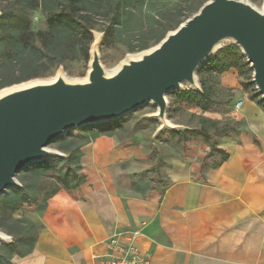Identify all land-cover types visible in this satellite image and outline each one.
<instances>
[{
  "label": "crops",
  "instance_id": "obj_1",
  "mask_svg": "<svg viewBox=\"0 0 264 264\" xmlns=\"http://www.w3.org/2000/svg\"><path fill=\"white\" fill-rule=\"evenodd\" d=\"M262 113H245L254 129L222 144L224 161L201 173L197 161L169 160L166 182L150 188L114 180L112 164L137 151L97 137L82 155L86 180L48 200L33 250L11 264H99L129 241L145 264H264Z\"/></svg>",
  "mask_w": 264,
  "mask_h": 264
},
{
  "label": "water",
  "instance_id": "obj_2",
  "mask_svg": "<svg viewBox=\"0 0 264 264\" xmlns=\"http://www.w3.org/2000/svg\"><path fill=\"white\" fill-rule=\"evenodd\" d=\"M101 34L93 32L84 76L62 67L49 77H34L0 88V195L20 187L17 174L30 164L63 157L50 146L68 129L121 118L153 104L146 114L158 121L154 134L182 126L168 118L167 94L185 86L201 90L200 67L225 44H236L251 67V80L264 101V0H204L189 17L148 48L125 54L105 67ZM12 235L0 230V245Z\"/></svg>",
  "mask_w": 264,
  "mask_h": 264
},
{
  "label": "rangeland",
  "instance_id": "obj_3",
  "mask_svg": "<svg viewBox=\"0 0 264 264\" xmlns=\"http://www.w3.org/2000/svg\"><path fill=\"white\" fill-rule=\"evenodd\" d=\"M8 1L0 0V15ZM176 1L178 3L175 4ZM176 1L163 2L165 7L162 12L164 14L159 18V21L156 19L154 31L136 30L137 20L140 17V13L136 10L133 12L136 11L137 15L128 19L127 30L119 34L115 31L108 32L104 28L105 18L95 16L87 24L91 32L90 39L86 42L87 53L79 54L77 57H65L63 61L51 64L46 74L39 77L47 78L54 75L58 67H62L70 77L84 76L93 32L101 34L99 54L102 63L105 67H113L125 57V54L137 51L132 48L140 39L150 41V46L157 43L159 37H163L166 32L167 28L163 25L165 20H170L172 26L170 29L175 28L178 20L182 21L189 17L204 2V0ZM252 1L256 5H260L262 2V0ZM26 16L27 31L31 33L34 43L41 46L39 33L47 31V12L38 6L27 11ZM3 39L4 36L0 33V45ZM221 63L231 66L220 72L217 67ZM231 71L235 75L233 83L227 84L223 78L227 72ZM251 72L252 69L238 46L225 44L197 72L200 86L205 87L211 96L208 110H203L196 104L193 106L185 104L178 97V91L167 94L168 118L171 122L182 126L179 130L166 129L155 135L158 121L145 116L154 111L155 106L146 104L116 120L68 129L52 141L50 146L61 151L63 157H66L71 149L75 154L79 150L80 159L76 160L74 156L70 165L78 176H83V182L86 180L82 164L84 148L101 136L105 137L112 149L125 146L132 147L137 151L132 158L119 160L112 164V170L116 172L114 180L121 185L137 183L139 179H142L141 184L146 188L152 187L154 182L162 185L163 182H166L162 167L167 165L169 160L191 161L192 163L197 161L202 173L210 165L221 161L223 153L220 150H223L224 142L229 139L236 140L241 131H253L254 128L247 124L245 113L249 116L250 122L258 110L264 114V101L257 93L251 80ZM15 74H18V71ZM2 81L3 77L0 76V82ZM250 81L252 82L251 86L248 85ZM237 99L243 101L239 109L234 107ZM234 112H237V118L233 116ZM94 134L97 136L94 137ZM39 163L30 164L17 174L21 183L20 187H10L0 195V219L6 223V226L0 227V230L10 236H13V233L17 231H27L28 238L37 237L41 227L40 213L48 204V200L58 192L75 188L76 178L69 170L66 172L67 161L55 160L50 170L37 174ZM21 188L26 189L23 195L26 200L18 203L12 202L13 194ZM0 251L4 254L6 248L0 245Z\"/></svg>",
  "mask_w": 264,
  "mask_h": 264
},
{
  "label": "trees",
  "instance_id": "obj_4",
  "mask_svg": "<svg viewBox=\"0 0 264 264\" xmlns=\"http://www.w3.org/2000/svg\"><path fill=\"white\" fill-rule=\"evenodd\" d=\"M164 1L173 0H9L0 15V33L4 36L0 45V76L3 77L0 87L43 76L51 64L61 62L68 56L77 57L79 54H86V42L91 36L87 24L95 16L105 18L104 28L108 32L115 31L119 34L127 30L128 19L136 16L137 11L140 17L137 20L136 30L154 31L156 19L159 21L164 14L162 12L165 7ZM179 1L185 2L186 0ZM38 6L45 10L48 16L47 31L39 33L41 46L34 43L31 33L27 31V11ZM133 10L136 11L133 12ZM179 22L181 20H178L177 24ZM163 25L167 28L165 31L172 27L168 19ZM161 38L162 36L159 40ZM149 42L140 39L132 50L148 48ZM230 66L221 63L217 69L221 72ZM16 71L18 74H15ZM251 84L250 81L248 85L251 86ZM175 92L177 91L172 93ZM177 95L187 105L196 104L201 109L208 110L211 96L203 86L201 90L180 89ZM96 136L94 134V137ZM220 151L223 153L221 161H224L229 154L223 150ZM80 155L79 150L75 154L71 149L66 157L53 156L39 161L36 172L37 174L47 172L52 168L55 160L67 161L66 172L69 170L73 174L76 178L75 187L79 186L84 178L78 176L75 169L71 167L70 161L74 156L76 160H79ZM25 190V188L17 189L11 198L12 202L18 203L26 200L25 197L23 198ZM2 226L5 227L6 223L0 219V227ZM27 233V231L14 232L10 243L1 244L6 248V253L2 254L0 251V264H11L10 261L14 255L24 257L33 250L37 237L28 238Z\"/></svg>",
  "mask_w": 264,
  "mask_h": 264
},
{
  "label": "built area",
  "instance_id": "obj_5",
  "mask_svg": "<svg viewBox=\"0 0 264 264\" xmlns=\"http://www.w3.org/2000/svg\"><path fill=\"white\" fill-rule=\"evenodd\" d=\"M242 100L239 99L235 103V108L237 109L241 104ZM112 244H115V241H111ZM115 250L117 254H111L107 257V259L101 261L99 264H145L146 261L139 253V251L135 248L133 243L130 241L127 242L126 245H115Z\"/></svg>",
  "mask_w": 264,
  "mask_h": 264
}]
</instances>
